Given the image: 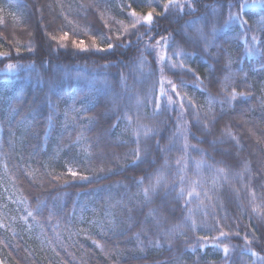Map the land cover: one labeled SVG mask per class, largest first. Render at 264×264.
I'll return each mask as SVG.
<instances>
[{
  "label": "trees",
  "instance_id": "trees-1",
  "mask_svg": "<svg viewBox=\"0 0 264 264\" xmlns=\"http://www.w3.org/2000/svg\"><path fill=\"white\" fill-rule=\"evenodd\" d=\"M167 2L0 0V52L11 53L8 58H0V217L5 224V227L0 226V260L4 264H264V187H261L264 185V103L261 102L264 97V43L259 42L264 41V31L256 23L264 18V0H173L169 14L154 19L157 27L144 35L137 48H118L96 55H76L73 49V40L82 39L91 45L93 36L100 47H106L100 33L119 37L125 43L135 41L136 36L130 34L133 26L138 29L137 34H144L148 26L144 24L143 16L150 10L157 14L164 11L160 5ZM227 3L234 4L232 12L239 13L250 25L247 45L238 22L225 27ZM243 3L250 6L242 11L240 5ZM253 3L255 7L251 6ZM190 5L197 9L194 13H190ZM131 9L139 14V20L130 15ZM204 17L209 23H205ZM213 26L220 29L216 43L222 45L221 64L225 62L224 48L231 53L233 61L235 75L227 90L235 88L237 92H249L251 96L237 97L232 108L227 103L223 105L225 114L212 126L213 136L201 142L189 135L190 144L206 150L201 153L189 149L188 167L184 173L188 181L198 182L199 199L192 198L187 208L181 207L183 201L163 203L160 197L145 204L142 196L137 195L138 188L132 178L147 177L156 169H162L171 184L176 180L175 161L185 156L180 148L179 133L175 131L181 97L189 125L194 119L189 98L202 117L208 112L209 92L219 100L224 99L222 85L208 83V65L216 64L210 55L202 51L201 56L191 59L177 55L200 50L191 39L198 38L197 29L208 34ZM63 32L70 33V39L65 42L66 50L59 40L51 39ZM73 32L79 35H71ZM252 35L258 37L255 45L250 39ZM160 37H169L160 43L161 55L166 57L162 86L159 54L156 53L158 46L154 51L145 47L157 45ZM112 42L117 41L113 39ZM252 47L258 51L249 55L248 49ZM209 52L216 53L217 49L212 47ZM169 57L177 63L183 60L187 68L195 69L208 92L197 88L193 83L195 78L185 69H170ZM141 61H144L142 70L138 68ZM109 63L118 66L101 68ZM9 64L18 67L9 68ZM28 64H34L42 79L37 78L36 70L21 67ZM57 64L64 65L70 71V77L66 78L62 71L54 73L52 69ZM78 72L88 77L96 73L105 75L92 88L88 80L76 79ZM121 74L126 78L127 89L121 86ZM226 74L220 73L221 80ZM49 81L55 82L52 91ZM168 81L176 85L175 91L168 87ZM161 87L164 95H161ZM116 93L120 94L117 103L120 113L127 111L133 123L129 126L122 121L119 128L112 130V138L119 136L124 142L108 145L105 152L114 151L117 158L110 154L106 157L97 155L90 162L86 161L84 144L90 141L74 143L78 129L72 126V121L84 125L88 117H98L99 123L91 126L87 135L94 137L105 131L115 120V114L108 109L112 108ZM157 97L164 110L162 114L153 111ZM168 97L173 101L171 105ZM137 99L141 101L140 105H137ZM52 105L57 109L56 123L45 138ZM73 105L78 110H87L79 116L70 112V127L64 131L61 127L64 111ZM212 107L220 116L221 104L214 102ZM10 108L18 109V114L14 115ZM22 120L34 125V131L20 143ZM139 125L158 128L159 135L146 141L150 154L145 163L138 168L121 170L119 165H128L135 158L130 154L137 147L132 142V129ZM225 128H230L244 145L238 155L234 141L222 134ZM190 132L205 135L195 126L190 127ZM174 133L176 147L168 153L156 152L155 141L159 140L161 146L169 145ZM211 139L224 143L213 148L208 143ZM144 143L142 141L140 145L142 154ZM217 149L231 151L233 155H222ZM126 154L127 159H124ZM154 158L155 163H152ZM165 158L169 161L167 166ZM201 159L206 163L198 170L195 161ZM220 167L226 169L227 179L217 176L215 169ZM69 168L90 177L95 172L102 178L90 183L73 180L68 174ZM100 169L114 171L107 174ZM56 175L61 178L52 183ZM65 181L69 182L67 186H64ZM148 183L146 178L143 186ZM184 186L189 188L187 182ZM6 188L13 189L24 201L19 210L22 216L33 211L35 218L28 217L25 221L13 209L9 210V216L4 213ZM38 196L46 198L49 208L56 203L59 211L51 220L48 210L43 206L37 208ZM53 197H59V200L54 201ZM137 200L141 201L139 206ZM188 208L192 209L191 220H186ZM150 211L161 219L159 227L153 219L145 220ZM110 221L119 224L115 233L108 232ZM220 231L230 235L221 237ZM138 232L144 241L143 252L137 249L135 235ZM89 236L91 239L87 238ZM149 240L159 241L162 247L157 249L149 245ZM224 247L228 248L227 253L223 251Z\"/></svg>",
  "mask_w": 264,
  "mask_h": 264
},
{
  "label": "snow or ice",
  "instance_id": "snow-or-ice-1",
  "mask_svg": "<svg viewBox=\"0 0 264 264\" xmlns=\"http://www.w3.org/2000/svg\"><path fill=\"white\" fill-rule=\"evenodd\" d=\"M144 2H147V0H144ZM157 2H159V0H157ZM197 2H199V0H197ZM173 0H168V2L166 4H161L160 7H162L164 9V11L160 12V13H156L155 11H148L147 14L145 16H143V21L144 24H146L148 27L146 29V32L144 34H137L138 33V29L135 28V26H133V30L130 34L135 35L136 39L135 41L132 40H127V42L125 43L123 40H121L119 37H111L109 35H107V33H100L101 38L106 42V47H100L97 43H96V37L93 36L92 38V44H87L84 40L80 39V40H73L72 41V46L73 49L75 51L76 55H80V54H91V55H96L99 53H111L113 52L115 49L118 48H123V49H130V48H137L140 41L143 40L144 35H148L149 33H151L152 29L157 27V25L154 23V19L158 16L160 18H164L166 17L169 13H168V9L170 8V6L172 5ZM235 5L232 3H227V10H228V20L225 22V27H227V25L229 23L232 22H238L239 25L241 26L242 32L245 34V44L247 45V32L250 30V25L248 24V22L246 20H244L239 13H233L232 12V8ZM250 5L247 3H243L240 5L241 10L243 11L244 9L248 8ZM252 7H255V3H253V5H251ZM197 9L194 7H191V5L189 6V11L190 13H194ZM130 15L134 18H136L137 20L140 19L139 14L136 12L135 9H131V13ZM205 23H209L207 17H204ZM70 23V22H69ZM259 29L261 31H264V18L257 20L256 21ZM143 26V25H142ZM199 35L198 38H193L191 39V42L194 46H196L198 49V51L196 52H180L177 53V55H182L184 57H187L189 59H191L192 57L195 56H201V51L203 53H207L208 55H210L212 57V59H214L216 61V64H209V72L210 75L208 76V83L212 84L213 86L217 83H220L222 85V92L224 93V99L223 100H219L216 97H213L211 95V93L209 92V106H208V112L205 113L203 115V117L201 116V113L198 109H196L195 105L192 103L191 98L188 99V103L192 105L193 107V122L192 125H189V122L187 121L186 117V111L184 109L183 106V97H181V102L179 103L178 106V111H179V116H177L175 118L176 120V132L179 133V138L181 139L182 143L180 145L181 150L185 153V156L182 158H178L175 161V165L177 167V173H176V180L173 181L171 184H169L166 180V177L164 176V173L162 171V169H156L153 173H150L147 175V177H133V181L135 183V185L138 188V192L137 195L142 196L143 199V203L148 204L151 203L153 201V198L155 197H160L163 203H171L172 201H175L177 204H179L180 201H183V204L181 205L182 208H187V206L191 203L192 198H196L199 199L200 197V193L196 191V185H197V181L192 180V181H188L187 177L185 176V170L188 167V158H187V153L189 151V149L193 150V151H199L201 153H206V150L203 148H199L197 145H193L190 144L188 141V137L189 135L192 136V138L203 142V140L206 137H210L213 136V125H216L219 123L220 118L225 114V110L223 108V105L225 103H227L229 105V108L233 107V102L237 100V97H249L251 96V93L249 92H237L235 88H232L231 91H228V85L229 82L233 79L235 73L232 71V59H231V53L228 51V49L224 48L223 51V57L225 59V62L223 64H221V58H222V53H221V49H222V45L216 43V38H217V33L218 31H220V29H217L215 26H213L210 30V33L206 34L204 32L203 29H197ZM71 35H79V33L73 32ZM152 39H154L155 37H150ZM51 39L53 41L59 40L61 42V47L64 48L65 50L67 49V44L65 43L66 41H68L70 39V33L69 32H63L62 35H60L59 37L57 36H52ZM115 39L117 42L113 43L112 40ZM126 39V37H125ZM169 39V37H160V40L157 41V45H146V50H155V48L157 46L160 45L161 41H167ZM174 39V38H173ZM252 44L255 45L258 42V37L256 35H252L250 37ZM201 41L203 42V44L201 45ZM260 43H264V41H259ZM215 47L217 49L216 53H210L209 49ZM20 49L17 48L16 52L19 53ZM254 51H258V49H255V47L249 48L248 49V53L249 55H251ZM11 53L9 52H0V58H8L10 57ZM165 55H158L157 59L160 62V67H159V72L161 73V86L164 83V78H163V72H164V67H163V61L165 60ZM169 60V68L170 69H185L187 71V73H190L195 79L193 81V83L195 84V86L197 88H203V91L208 92V89L206 86H204V80L196 73V70L193 68H187L184 61L181 60L179 63L171 60V58H168ZM119 63H124L123 61H120ZM43 64V62H42ZM112 66H118V64L113 65L112 63H109L107 65H101V68H105V67H112ZM9 68H16L18 67V65H14V64H9L8 65ZM21 67H26L28 69H32V70H36L37 72V78L38 79H42L39 75V71L38 69L35 68L34 64H28V65H21ZM144 67V61H141L138 65V68L140 70H142ZM52 71L54 73H58V72H64L66 74V78L70 77L71 73L70 71L65 68L64 65L62 64H57L55 65V67L52 69ZM155 71V69L153 70ZM222 72H226L227 74L223 76V80H221L220 77V73ZM102 75V73H96L94 75H92L91 77L88 76H84L82 73H77L76 74V79L80 80V79H85L89 81V85L90 87L94 88L96 83L98 82V80L100 79V77ZM247 75V74H245ZM105 84H107V81H104ZM120 83L121 86L125 89H127V84H126V78L121 74L120 77ZM169 84H171V81H168ZM185 86H186V82ZM49 85H50V91L54 90V86H55V82L54 81H49ZM249 87H251V85H248ZM173 91H175L176 85H172ZM161 95H164V91H163V87H161ZM176 95H179V93H176ZM120 96L119 93L115 94V97L112 99V108L108 109V112H111L113 114H115V120L113 122H111L108 127L106 128L105 131L96 134L94 137H89L87 135V133L91 130V126H95L96 124L99 123V119L98 117H88L87 118V124L84 125H80L78 123V121L73 120L72 121V126L75 127L76 129H78L77 135H76V140L74 141V143L79 144L81 142L84 141H90L89 143L84 144V160L86 161H91L93 160V158L97 155L101 156V157H106L107 155H112L114 158H117V154L112 151L110 153L105 152V148L108 145H112V144H119V143H123L124 141L120 140L119 136L116 138H112V130L119 128L121 125V122H125L126 125H131L133 123L132 117L129 116L127 114V111H124L122 114L120 113L118 107H117V103H118V97ZM214 102H218L221 104V115L217 116V114L213 111V103ZM261 102L264 103V97L261 98ZM51 103V102H50ZM137 105L141 104V101L139 99L136 100ZM173 103V101L171 100V97H168V104L171 105ZM11 112L16 115L18 114V109L16 108H10ZM87 109H76L73 106H69V108H67L64 111V121L61 124V127L64 131H67L70 127L69 125V113L70 112H74L76 113L78 116L86 111ZM235 110V109H233ZM154 114H162V112L164 111L161 108V104L159 103V97H157V102L155 103V107H154ZM57 113V109L55 107V105H52V112L49 114V116L47 117V124H46V129H45V133H44V137L46 138L49 134V131L55 127V116ZM138 119V117H137ZM20 124L23 126V131L21 132V136L19 138V142L23 143V140L25 138V136L27 134H29L30 132L34 131V125L29 124L27 122V120H22L20 121ZM195 126L198 131L204 133V137L197 135L196 132H190V127ZM0 129H2V125H0ZM127 130V129H125ZM159 129L158 128H151L147 125H139L138 128L132 129V142L135 143L137 145L136 148L131 150V155L133 157H135L134 159H132L128 165H119V167L121 168V170H123L126 167H136L138 168L141 164L145 163L148 159V156L150 154V147L147 145L146 141L148 139H154L157 135H159ZM224 135H227L232 141H234V148L237 150L236 155L239 154V150H242L244 148V145L241 144L240 142V138L233 135V133L231 132L230 128H225L223 130ZM121 135H123V133H121ZM14 136V133H13ZM142 141H144V147H143V154H142V149L140 147ZM208 143H210L212 145L213 148H216L217 145L219 144H223L224 141L223 140H217V139H211L208 141ZM61 144H62V138H61ZM59 147V145H58ZM176 147L175 144V133L173 135V137L170 138V144L169 145H164L161 146L160 141L156 140L155 141V151L161 154L164 153H168L170 152L173 148ZM89 149H91L92 151H89ZM218 151H220V153L222 155H226V156H232L233 152L225 150V149H217ZM208 155H211V153H207ZM124 159H127V154L125 155ZM152 163H155V158L152 160ZM205 161L203 159L201 160H197L195 161V165L196 168L199 170L201 167H203L205 165ZM165 166H167L169 164V161L167 160V158H165L164 161ZM247 163L245 164V167L247 168ZM208 167H212L211 165H208ZM90 170V169H88ZM101 172H107V174H112L113 173V169H100ZM215 172L217 174L218 177H223L224 179H227V173H226V169L223 167L220 168H216ZM68 174L73 178V180H80L83 182H87L90 183L95 179L98 178H102L100 176L97 175V173H93V175L90 177L88 175H83L81 172H77V171H73L72 168L68 169ZM29 176L32 175V173H28ZM60 175H56L54 177V180L51 181L52 183H57L60 180ZM149 180V183L146 187H144V181L145 179ZM242 178V177H241ZM189 184V188H186L184 185L185 183ZM68 181H65V185H68ZM213 183L215 184L216 181L214 180ZM111 187V186H109ZM125 187H127L125 185ZM261 187H264V185H261ZM206 195V193H205ZM253 195H255V193L253 192ZM37 199V208H40L41 206H43L46 210H48V219L51 220L54 215L59 211L56 203H53V205L51 206V208H49V206L46 204V198H40L39 196L36 198ZM54 201H58L59 197H53ZM120 203H123L122 201ZM141 203V201L137 200L136 204L139 206V204ZM126 206V205H125ZM75 209H73L74 211ZM130 211V210H129ZM191 212L192 209L188 208V216L186 217V220H191ZM28 217H34V213L33 211H29L27 216L24 217L25 221H27ZM149 218L153 219L156 223V226L159 227L161 224V219H157L156 218V214L154 211H150L148 213V216L145 218V220L147 221ZM93 223H97L95 221H93ZM193 226H194V221H193ZM178 227V226H177ZM119 230V224L116 223L115 221H110L109 225H108V232L111 233H115L116 231ZM174 231L170 230V232L168 234H171V232ZM230 234L224 231H220V236L221 237H227ZM238 235V234H237ZM88 239H91V237H87ZM207 237H204L203 240L207 241ZM135 240L137 242V249L140 252L144 251V241L141 239V233H136L135 235ZM93 243H97L96 241H93ZM149 245H152L154 247H156L157 249H159L160 247H162V245L160 244L159 241H151L149 240ZM206 246V245H205ZM216 247H219V245H215ZM193 252H195V248L192 249ZM117 251H119V249L117 248ZM223 251L225 253L228 252V248L224 247ZM0 264H4V261L0 260Z\"/></svg>",
  "mask_w": 264,
  "mask_h": 264
},
{
  "label": "rangeland",
  "instance_id": "rangeland-1",
  "mask_svg": "<svg viewBox=\"0 0 264 264\" xmlns=\"http://www.w3.org/2000/svg\"><path fill=\"white\" fill-rule=\"evenodd\" d=\"M161 49H162V44H160L157 48H156V53L161 55ZM168 87L172 88V84H168ZM173 89V88H172ZM167 90V89H166ZM6 194L5 197L3 199L6 200L5 202V206L3 207V211L6 215L9 216L10 211L9 210H15L18 211L20 210V204L24 203V201L22 200L21 196H17L16 192L11 189V188H6L5 189ZM0 193L2 194V192L0 191ZM23 201V202H22ZM9 205V206H8ZM19 215L22 217V219L24 220V217L22 216V214L19 212ZM0 226L1 227H5V224L2 220V218L0 217Z\"/></svg>",
  "mask_w": 264,
  "mask_h": 264
}]
</instances>
